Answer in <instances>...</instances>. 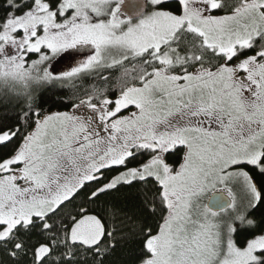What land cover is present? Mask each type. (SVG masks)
Returning a JSON list of instances; mask_svg holds the SVG:
<instances>
[{
	"label": "snow or ice",
	"instance_id": "1",
	"mask_svg": "<svg viewBox=\"0 0 264 264\" xmlns=\"http://www.w3.org/2000/svg\"><path fill=\"white\" fill-rule=\"evenodd\" d=\"M0 264H264V0H0Z\"/></svg>",
	"mask_w": 264,
	"mask_h": 264
},
{
	"label": "rangeland",
	"instance_id": "2",
	"mask_svg": "<svg viewBox=\"0 0 264 264\" xmlns=\"http://www.w3.org/2000/svg\"><path fill=\"white\" fill-rule=\"evenodd\" d=\"M86 51H89V50L88 49L81 50V52L79 54H75L71 58H69L67 53L61 54L65 57V59L61 60L60 63L55 64V66L58 69H60L61 71L68 70L72 65H74L77 61H79L80 59L83 58V55L87 53ZM76 52H77V50H69V53H76Z\"/></svg>",
	"mask_w": 264,
	"mask_h": 264
},
{
	"label": "trees",
	"instance_id": "3",
	"mask_svg": "<svg viewBox=\"0 0 264 264\" xmlns=\"http://www.w3.org/2000/svg\"><path fill=\"white\" fill-rule=\"evenodd\" d=\"M86 52H88V51H86ZM52 94H54L53 98H55V96L64 95V93L56 91L55 87L49 90V95H52Z\"/></svg>",
	"mask_w": 264,
	"mask_h": 264
}]
</instances>
